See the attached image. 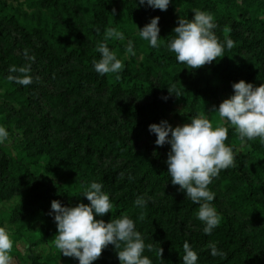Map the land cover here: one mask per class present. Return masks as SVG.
I'll return each mask as SVG.
<instances>
[{
  "label": "trees",
  "instance_id": "1",
  "mask_svg": "<svg viewBox=\"0 0 264 264\" xmlns=\"http://www.w3.org/2000/svg\"><path fill=\"white\" fill-rule=\"evenodd\" d=\"M113 1L35 0L31 4L46 8L52 18L41 25L22 22L18 15L8 9L7 3L0 0V20L6 21L21 35L23 42L45 60L48 69L57 75L66 76L62 104L79 118L76 123L60 121L59 130L67 128V131L57 137L55 142L66 155H78L82 168L94 174L96 182L102 184V191L109 195L114 206L112 212L104 216L110 219L121 210H128L145 245L153 246L151 251L145 248V256L164 261L167 258L165 253L172 250L175 252V256H171L172 263L183 264V244L187 241L194 251L196 237L190 236L192 229L185 231L181 228L180 212L196 213L199 205L187 196L178 194L174 187L162 195L164 181L171 178L167 173V165L162 164V146L154 149L151 143H144L142 147H137L136 141H133L134 134L145 129L149 132L150 124L162 121L159 87L171 79L180 82L183 97L191 94L193 98H198V102L202 97H217L219 91L233 94L232 83L241 79L254 86L264 83V0H244L242 5L236 4L235 0H170L168 6L184 10L187 14L193 15L192 6L199 4L200 10L213 15L216 24L214 32L220 43L224 44V56L214 61L209 77L184 70L177 64L175 57L171 61L172 55L163 53L162 41L159 40L160 46L154 48L139 35L131 34V29H128L130 26L126 23L127 17L131 19L135 16V22L142 27L148 23L142 18L143 9L136 10L140 6L139 0H119V5ZM185 1H188L187 9L181 3ZM234 3L237 7L232 6ZM124 14L127 17H123L125 20L122 21L120 16ZM108 27L116 28L128 36L135 51V55L123 58L125 39L107 41L110 50L113 49L124 64V69L118 73L119 79L116 73L98 74L92 65L93 59L100 58L96 45L104 41V32ZM162 30L172 35L167 26L161 25V33ZM226 39H231L234 47L228 49ZM138 54L142 55L139 61L136 60ZM0 60L4 61L2 67L10 70V60L4 56H0ZM75 64L79 68L69 66ZM3 74L4 71L0 73L1 76ZM21 88L22 85H19L18 89ZM91 88L98 93V97L90 93ZM118 94L133 95L143 100L140 103H133L129 99L116 100L114 106L118 112L124 111L126 116H134L131 119L123 118L125 124L118 121L119 113H112L102 106L103 99L111 101L119 97ZM47 95L51 97L50 92ZM32 113L44 132L49 131L51 119H58L55 115L51 116L49 111L41 116H37V111ZM128 123L132 124L130 128ZM251 143L257 149V145ZM236 157V166L222 170L220 176L226 181L227 187L235 189L229 199L232 208L236 211L252 210L262 245H248V240H243L240 235V223L226 210L218 209L212 203L221 216L220 225L210 235L203 230L196 231L195 235L202 243L217 240V249L226 253V257L208 261L206 250L200 249L196 252L197 264H264V202L257 197L263 186L249 177L243 154ZM11 165L9 158L0 155L2 174L5 172L8 175L7 168ZM16 176L32 177V174L28 170H21ZM111 191L114 194L111 195ZM137 197L147 200L144 208L135 205ZM34 214H38V211L28 216ZM141 214L144 216L142 220ZM160 247L163 249L162 259L157 255Z\"/></svg>",
  "mask_w": 264,
  "mask_h": 264
},
{
  "label": "rangeland",
  "instance_id": "2",
  "mask_svg": "<svg viewBox=\"0 0 264 264\" xmlns=\"http://www.w3.org/2000/svg\"><path fill=\"white\" fill-rule=\"evenodd\" d=\"M3 1L7 3L8 9L18 15L20 20L26 24L40 23L43 25L46 20L48 22L52 20L46 8L31 4L35 0ZM235 1L238 5H242L244 2V0ZM113 2L119 5V0ZM181 3L187 9L188 1ZM236 4L234 3L232 6L237 7ZM198 6L199 4L192 7L199 9ZM140 9H143L142 18L146 19L148 23L151 18L159 17V30L161 25L167 26L169 29L172 35H168L163 30L162 33L159 31V40L162 41L163 53L172 55L170 57L172 61L175 54L169 51L167 43L175 35L173 28L176 26L179 16L191 19L192 15L170 6L166 11H157L146 4L138 6L136 10ZM134 15H136V12ZM125 16L126 14L120 16L122 21L125 20L123 19ZM128 18H126V23L130 26L128 29H131V34L139 35L138 29L142 26L135 22V16L131 19ZM64 28H66L65 25ZM124 37L127 48L131 40L128 36ZM141 54L143 53L141 52ZM141 54L136 56L137 61L141 59ZM129 55L125 51L123 58H129ZM0 56L8 58L12 64L11 67L30 66V75L33 81L28 86L22 85L23 88L18 89L19 84L11 83L8 80L9 75L17 74H12L9 69L3 68L4 61L0 60V73L4 71V76L0 75V126H3L9 134L8 139L0 143V155L9 158L12 162L11 167L7 168L8 175H5L3 171L2 174L0 171V227L8 231L13 241V249L10 253L12 256L11 264H79L77 258L66 257L53 246V237L57 229L51 202L56 200L62 206H75L81 202L89 204L90 202L82 194H77L91 182H96L95 175L87 173L82 168L78 161V155H66L64 150L55 142L57 137L67 131V128L64 131L59 130L60 121L62 123H64L63 121L76 123L79 118L76 114H71L68 108L62 104L61 97L65 96L66 76L57 75L55 71L52 72L53 70L48 69L45 66V60L26 45L21 35L4 20H0ZM28 57H34V60ZM177 64L184 70H191L193 73L199 72L204 77L212 75L214 66V62H212L198 69H188L184 64L178 62ZM69 66L79 68L76 64ZM162 67L166 68V65L162 64ZM168 88L174 89V93H169ZM89 91L95 97L99 96L94 88ZM175 91L180 92L181 96L177 97ZM48 92H50L51 97L47 95ZM231 95L230 92L219 91L217 97H202L198 102V98H193L191 94L188 97H183L180 82L171 79L165 84L162 83V86L159 87V97L162 98V120L168 121L170 125L175 127L189 123L193 117L204 116L212 121L215 127L220 118L216 112L210 109L218 106L223 99ZM118 96L111 101L103 99L102 106L110 109L112 113H119L118 121L125 124L126 120L123 118L131 119L134 116H126L124 111L118 112L116 105L114 106L116 100L129 99L133 103H140L143 100L140 97L128 94H118ZM32 111H37V116L49 111L51 116L55 115L58 119H51L49 131L44 132ZM138 118H141V116H138ZM223 123L228 127V139L225 143L232 147L237 155L243 154V161L249 177L263 186L260 188L257 197L264 202V144H261L259 139L242 142L235 130L228 126L226 121ZM131 126L132 124L128 123V127ZM155 140V133L146 132V129L136 132L133 138L137 147H142L144 143H151L153 148L156 149L159 146L155 144ZM251 142L257 145V149L252 147ZM169 150L170 145L165 144L162 146V164L164 165H167L166 159ZM21 170L30 171L32 177L16 176ZM225 182L220 174L213 179L210 190L215 194V197L212 203L218 209L226 210L228 214L233 216L234 220L240 223V235L243 240H248V245L252 247L262 245L259 241L258 225L253 217L252 210L236 211L232 208L229 199L235 189L231 186L227 187ZM172 187L178 191V194L186 196L185 192L179 190V185L171 183V178L164 181L162 195ZM112 194L114 192L111 191ZM259 207L257 206V208ZM35 210L38 211V214L29 217L28 215L34 213ZM180 213L182 215L181 228L185 231L192 229L193 232L190 236L196 237L194 251L206 250L205 254L209 257L208 261L219 259L220 256L211 255V249L208 247L210 243H214L218 247L217 240L212 239L207 241L208 243H202L198 239L199 237L195 235L196 231L203 230V222L196 217L194 212L182 210ZM123 215L129 217V211L123 209L110 219H107L104 215H97L95 218L107 223L112 218L115 219ZM179 227L177 226V228ZM165 255L167 258L164 261L150 260L152 264H173L171 256L174 257L175 252L169 250ZM92 264H120L114 246L108 245L107 248L103 249L101 257L93 261Z\"/></svg>",
  "mask_w": 264,
  "mask_h": 264
},
{
  "label": "clouds",
  "instance_id": "3",
  "mask_svg": "<svg viewBox=\"0 0 264 264\" xmlns=\"http://www.w3.org/2000/svg\"><path fill=\"white\" fill-rule=\"evenodd\" d=\"M139 3L166 11L170 0H139ZM192 13L191 19L178 17L173 28L175 35L167 43V48L175 54L178 63L186 65L188 69H198L223 57L224 44H221L215 35L216 24L211 13L200 9H193ZM158 21L159 17H153L149 23L138 29L139 36L154 48L160 46ZM109 39L122 41L125 37L116 28H106L104 41L96 45L100 58L93 59L92 65L98 74L116 73V78L119 79L118 73L124 69V64L108 47ZM225 43L228 49L234 47L231 39H226ZM126 52L135 55L131 41ZM28 58L34 60V57ZM10 72L17 75H9V81L23 86L33 82L30 66H12ZM232 89L233 94L230 97L210 109L220 118L215 127L212 121L204 116L193 117L189 123L175 127L166 120L148 126L149 131L156 135L157 146L170 145L166 164L171 183L179 185V190L185 192L194 204L199 205L195 215L204 224L203 232L209 235L221 223V216L212 204L215 194L209 189V185L222 170L236 166L237 153L225 143L228 139V127L223 122L226 121L227 125L235 130L242 142L259 139L260 143L264 144V83L254 86L241 79L232 83ZM168 91L174 93V89L168 88ZM175 95L181 96L178 91H175ZM8 135L7 130L0 126V143L6 141ZM122 176L123 174L121 178ZM81 194L89 204L81 202L75 206H62L56 200L51 202L57 229L53 246L60 254L77 258L79 264H92L101 257L103 249L113 245L120 264H152L143 253L146 247L149 251L153 250V246L145 245L131 218L123 215L112 218L107 223L95 218L97 215L103 216L112 212L114 207L109 195L102 191L101 183L91 182L77 195ZM134 203L137 207L144 208L147 200L137 197ZM143 218L141 214L140 219ZM208 247L212 256L226 257V253L219 251L214 243H210ZM12 249L13 241L8 231L0 227V264H11ZM183 251V264H197L198 255L187 241L183 244ZM162 254L163 249L160 247L157 255L161 259Z\"/></svg>",
  "mask_w": 264,
  "mask_h": 264
}]
</instances>
